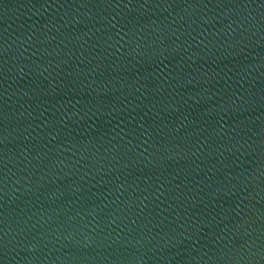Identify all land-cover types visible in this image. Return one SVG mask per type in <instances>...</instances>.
Returning a JSON list of instances; mask_svg holds the SVG:
<instances>
[{
  "label": "water",
  "instance_id": "95a60500",
  "mask_svg": "<svg viewBox=\"0 0 264 264\" xmlns=\"http://www.w3.org/2000/svg\"><path fill=\"white\" fill-rule=\"evenodd\" d=\"M0 264H264V0H0Z\"/></svg>",
  "mask_w": 264,
  "mask_h": 264
}]
</instances>
